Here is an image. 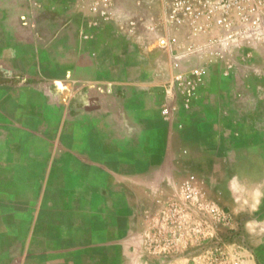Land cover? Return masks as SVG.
<instances>
[{
    "label": "crops",
    "instance_id": "1",
    "mask_svg": "<svg viewBox=\"0 0 264 264\" xmlns=\"http://www.w3.org/2000/svg\"><path fill=\"white\" fill-rule=\"evenodd\" d=\"M78 2L0 0V164L28 175L0 229L21 230L24 261L27 229L62 243L37 264H264V59L213 66L186 109L165 97L169 55L122 30L132 0L108 21Z\"/></svg>",
    "mask_w": 264,
    "mask_h": 264
},
{
    "label": "built area",
    "instance_id": "2",
    "mask_svg": "<svg viewBox=\"0 0 264 264\" xmlns=\"http://www.w3.org/2000/svg\"><path fill=\"white\" fill-rule=\"evenodd\" d=\"M126 1L79 0L77 8L108 21ZM132 1L122 30L128 36L151 38L155 48L169 55L171 75L165 97L180 96L186 109L213 66L224 65L229 75L237 60L264 59V0ZM177 111L176 106L165 105L161 114L170 120ZM179 190L187 201L198 202L203 196L194 175L184 179ZM211 212L216 214V208L211 207Z\"/></svg>",
    "mask_w": 264,
    "mask_h": 264
},
{
    "label": "rangeland",
    "instance_id": "3",
    "mask_svg": "<svg viewBox=\"0 0 264 264\" xmlns=\"http://www.w3.org/2000/svg\"><path fill=\"white\" fill-rule=\"evenodd\" d=\"M128 12V13H127ZM130 11H126V19L129 16ZM144 39H146L144 37ZM70 104L69 101L66 102L67 104ZM28 175L24 176V173H21L17 167L15 166H9L6 164H0V195L1 197H8V196H15L18 195L17 190H14V186L16 185L15 188H18L17 186L22 183V180L27 177ZM31 181H27V183L35 182V176H30ZM54 186L59 184H64L65 181L60 182V181H48L47 184ZM54 188V187H53ZM65 188V187H63ZM33 193V192H32ZM51 194V192H50ZM49 194V195H50ZM47 202L49 204L52 203V200H55V197L48 196L46 198ZM64 202L67 201L66 198H62ZM81 205V204H80ZM48 216L50 215V212H47ZM47 223L49 221H46ZM61 224V223H60ZM41 230H29L27 229V234H30L33 232V238L28 239V245H27V252H28V257L26 261L23 260V246H22V240L23 238L19 237L21 230L19 228H2L0 229V264H37L38 261L36 260L38 258V255L41 252H44L46 248H53L54 250H57V246L61 245L60 244H51V239H48L47 236L43 235ZM50 229H43V232H48ZM62 233L64 236V239L66 241V244L64 247L66 248H72L73 244L75 243V253L77 252V248L80 247V244L83 242V228L81 225L73 226L71 223H62L60 228H59V233ZM23 233V231H22ZM37 234V235H36ZM22 236V234H21ZM60 247V246H59ZM82 257L75 256L73 259H69L66 261L65 259L62 260L60 263L61 264H77V263H82L81 261Z\"/></svg>",
    "mask_w": 264,
    "mask_h": 264
}]
</instances>
